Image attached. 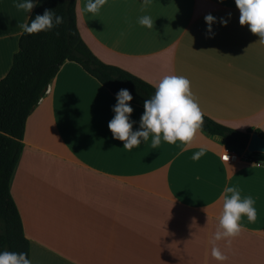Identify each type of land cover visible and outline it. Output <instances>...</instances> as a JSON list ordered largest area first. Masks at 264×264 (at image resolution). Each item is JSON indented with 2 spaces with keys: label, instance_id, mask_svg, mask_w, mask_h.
<instances>
[{
  "label": "crops",
  "instance_id": "obj_1",
  "mask_svg": "<svg viewBox=\"0 0 264 264\" xmlns=\"http://www.w3.org/2000/svg\"><path fill=\"white\" fill-rule=\"evenodd\" d=\"M0 0V81L11 70L32 12ZM38 0H33L37 4ZM77 0L79 33L103 63L155 87L164 75L189 79L203 115L231 129L264 133V44L239 23L235 0H107L96 13ZM216 18L208 32L205 16ZM150 16L151 29L138 19ZM227 21V26L220 20ZM117 96L79 64L66 61L25 127L11 195L29 241L31 264H264V164L228 163L220 136L199 129L193 145L150 135L131 151L113 138ZM133 131L143 107L129 104ZM204 149L198 161L192 156ZM186 149V150H183ZM225 187L251 196L255 222L217 246ZM219 201V202H218Z\"/></svg>",
  "mask_w": 264,
  "mask_h": 264
},
{
  "label": "trees",
  "instance_id": "obj_2",
  "mask_svg": "<svg viewBox=\"0 0 264 264\" xmlns=\"http://www.w3.org/2000/svg\"><path fill=\"white\" fill-rule=\"evenodd\" d=\"M77 0H38L28 23L45 9L63 17V23L52 30L28 35L22 33L19 51L14 55L8 75L0 81V252L26 253L29 241L10 183L24 147L26 122L66 61L79 64L106 89L117 96L127 89L132 104L144 108V101L155 94V87L119 67L99 60L83 41L76 14ZM207 135L220 136L225 145L245 150L253 133L261 130L237 131L203 115L200 128ZM264 138V133H262ZM247 159L262 153H248Z\"/></svg>",
  "mask_w": 264,
  "mask_h": 264
},
{
  "label": "clouds",
  "instance_id": "obj_3",
  "mask_svg": "<svg viewBox=\"0 0 264 264\" xmlns=\"http://www.w3.org/2000/svg\"><path fill=\"white\" fill-rule=\"evenodd\" d=\"M222 2V0H221ZM107 0H87L85 11L96 14ZM151 0H143L146 8ZM240 12L239 23L241 26H248L251 33L259 37V43L264 44V0H235ZM18 10L32 12L36 4L33 0H23L17 3ZM208 25V32H212V25L216 18L211 14L205 16ZM63 23V17L55 14V11L45 9L42 15L31 19L30 23L18 24L24 33L28 35L52 30ZM141 26L151 29L153 21L150 16H142L138 19ZM220 23L227 26V21L220 20ZM118 103L114 106V118L109 122L108 127L113 138L123 142L124 149L131 151L138 147L141 141H147L149 136L153 137L152 147L157 148L161 140L169 144H176L179 141L182 145L191 147L194 137L203 124V113L191 91L189 79L180 75H164L155 85V94L144 101V113L140 120L139 130L133 131V123L129 117L133 108L129 106L133 96L127 89H121L117 93ZM186 150V149H183ZM205 155L201 148L193 156V161H198ZM227 158V157H226ZM222 209L218 216V228L209 240L212 245L211 256L220 262L228 259L217 242L225 240L230 248L232 240L247 229L240 223L241 218L246 216L249 223L255 222L257 211L254 207L255 200L251 196L242 198L237 187H225L222 195ZM219 202V201H218ZM0 264H31L26 253L10 251L0 252Z\"/></svg>",
  "mask_w": 264,
  "mask_h": 264
},
{
  "label": "water",
  "instance_id": "obj_4",
  "mask_svg": "<svg viewBox=\"0 0 264 264\" xmlns=\"http://www.w3.org/2000/svg\"><path fill=\"white\" fill-rule=\"evenodd\" d=\"M249 153H262L264 154V138L262 133H253L247 146Z\"/></svg>",
  "mask_w": 264,
  "mask_h": 264
},
{
  "label": "built area",
  "instance_id": "obj_5",
  "mask_svg": "<svg viewBox=\"0 0 264 264\" xmlns=\"http://www.w3.org/2000/svg\"><path fill=\"white\" fill-rule=\"evenodd\" d=\"M222 159L228 163H233V162L245 163V161L254 162L253 160L247 159V157H241L237 152L231 151L229 148H227L225 153L222 155ZM260 164H264V160L258 161L257 165Z\"/></svg>",
  "mask_w": 264,
  "mask_h": 264
},
{
  "label": "rangeland",
  "instance_id": "obj_6",
  "mask_svg": "<svg viewBox=\"0 0 264 264\" xmlns=\"http://www.w3.org/2000/svg\"><path fill=\"white\" fill-rule=\"evenodd\" d=\"M253 160L254 161H262V158H260V156H254Z\"/></svg>",
  "mask_w": 264,
  "mask_h": 264
}]
</instances>
